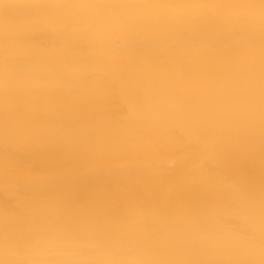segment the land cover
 I'll return each mask as SVG.
<instances>
[{
	"label": "bare ground",
	"instance_id": "6f19581e",
	"mask_svg": "<svg viewBox=\"0 0 264 264\" xmlns=\"http://www.w3.org/2000/svg\"><path fill=\"white\" fill-rule=\"evenodd\" d=\"M0 264H264V0H0Z\"/></svg>",
	"mask_w": 264,
	"mask_h": 264
}]
</instances>
